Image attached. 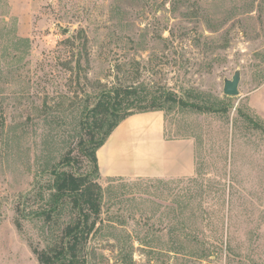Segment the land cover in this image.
Wrapping results in <instances>:
<instances>
[{"label":"rangeland","instance_id":"374dc122","mask_svg":"<svg viewBox=\"0 0 264 264\" xmlns=\"http://www.w3.org/2000/svg\"><path fill=\"white\" fill-rule=\"evenodd\" d=\"M115 84L172 92L165 137L193 140L196 170L98 177L86 264H264V0H0V264H42L76 216L19 206L44 205L51 168L90 170L77 119Z\"/></svg>","mask_w":264,"mask_h":264},{"label":"trees","instance_id":"16d2710c","mask_svg":"<svg viewBox=\"0 0 264 264\" xmlns=\"http://www.w3.org/2000/svg\"><path fill=\"white\" fill-rule=\"evenodd\" d=\"M171 94L170 91L143 94L138 86L102 85L96 90L94 101L91 99L90 102L88 99L85 105L83 103L77 124L81 151L88 158L90 170L85 174L76 175L57 167L51 168L53 178L47 185L49 194L44 205L32 209L26 202H21L19 206L21 218L40 217L46 222L52 220L53 214L59 211L60 205L67 199L71 200L76 208V216L62 228L61 235L53 244L41 250L34 249L40 263L86 264L83 256L84 243L95 228L96 217L100 214L102 194V188L96 181L99 177L96 150L126 116L148 110L164 111L165 105L174 100ZM195 107L203 110L199 105ZM55 120L56 115H53L51 121ZM66 157L68 156L64 155L62 161L67 160V164L69 158Z\"/></svg>","mask_w":264,"mask_h":264},{"label":"crops","instance_id":"0c3cea01","mask_svg":"<svg viewBox=\"0 0 264 264\" xmlns=\"http://www.w3.org/2000/svg\"><path fill=\"white\" fill-rule=\"evenodd\" d=\"M96 159L101 180L183 179L196 170L193 140L165 137L162 110L126 116L98 147Z\"/></svg>","mask_w":264,"mask_h":264},{"label":"water","instance_id":"95a60500","mask_svg":"<svg viewBox=\"0 0 264 264\" xmlns=\"http://www.w3.org/2000/svg\"><path fill=\"white\" fill-rule=\"evenodd\" d=\"M241 80L240 69H235L233 75L230 78L223 79V89L222 92L226 96H237L239 95V83Z\"/></svg>","mask_w":264,"mask_h":264}]
</instances>
